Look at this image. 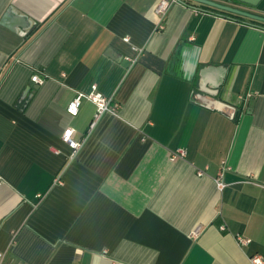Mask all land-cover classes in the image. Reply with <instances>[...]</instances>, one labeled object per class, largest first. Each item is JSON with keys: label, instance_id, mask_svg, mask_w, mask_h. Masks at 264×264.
Returning a JSON list of instances; mask_svg holds the SVG:
<instances>
[{"label": "crops", "instance_id": "0c3cea01", "mask_svg": "<svg viewBox=\"0 0 264 264\" xmlns=\"http://www.w3.org/2000/svg\"><path fill=\"white\" fill-rule=\"evenodd\" d=\"M158 1L0 0L5 264L264 255V26L191 0L159 26ZM92 85L116 104L95 120Z\"/></svg>", "mask_w": 264, "mask_h": 264}, {"label": "built area", "instance_id": "2783aa9c", "mask_svg": "<svg viewBox=\"0 0 264 264\" xmlns=\"http://www.w3.org/2000/svg\"><path fill=\"white\" fill-rule=\"evenodd\" d=\"M178 3L185 4V0H159L156 3L155 8H154V12L159 17V22H158L159 26H161V22L165 16L166 12L168 11L169 7L173 4H178ZM125 40H127V38H125ZM31 80H33L35 82H41L42 77H40L38 75H33L31 77ZM80 96L81 95H78L73 101H71L69 103V106H68L69 112L75 113L77 111V107H78L79 101H80ZM86 97L88 99H90L92 102H94L96 105V113L94 116V120L97 119L104 111L114 110L116 108V104L115 103L111 104L99 91H97L95 85L91 86V91L86 95ZM91 125H93V123H91ZM70 132H71V129L65 130V132L63 134V139L71 147H77L78 143H76L75 141H73L69 137ZM176 155L177 154H175L173 156H176ZM178 155H183V152L179 151ZM216 181H217V184L220 188H222L224 186L223 182L221 181V174L219 175V177H217ZM196 232L197 231H194V234ZM235 238H236L237 242L242 244V245H246L250 241V239H248L247 237H244L243 235H241L239 233L235 234ZM249 259H250L252 264H264V255H262V254L254 253L249 257ZM0 264H5L3 261V253L1 251H0Z\"/></svg>", "mask_w": 264, "mask_h": 264}, {"label": "water", "instance_id": "95a60500", "mask_svg": "<svg viewBox=\"0 0 264 264\" xmlns=\"http://www.w3.org/2000/svg\"><path fill=\"white\" fill-rule=\"evenodd\" d=\"M191 1L199 3V4L207 5L210 7H214V8L223 10V11H227V12H230L233 14L241 15V16H244V17L249 18V19L261 21L264 23V16H260V15L242 10V9L235 7V6H232V5L221 4V3L211 1V0H191ZM237 1L249 4L252 6H256L260 0H237ZM189 58H190L189 64H191V67H192V65L195 64V53L192 52ZM208 102L212 103L213 106L217 107L218 109H231L227 105L221 104L214 99H208ZM231 113L233 114L234 118H236L238 115L237 110L235 111V110L231 109Z\"/></svg>", "mask_w": 264, "mask_h": 264}, {"label": "trees", "instance_id": "16d2710c", "mask_svg": "<svg viewBox=\"0 0 264 264\" xmlns=\"http://www.w3.org/2000/svg\"><path fill=\"white\" fill-rule=\"evenodd\" d=\"M188 2H189V0H188ZM200 5H201V7L203 9L212 10L214 12H218V13H220L222 15H225V16H228V17H233V18L238 19V20H248V21H251V22H254V23H257L259 25L264 26V23L261 22V21L249 19V18H246L244 16L233 14V13H230V12H227V11H223V10H220V9H217V8H214V7H210V6H207V5H203V4H200Z\"/></svg>", "mask_w": 264, "mask_h": 264}]
</instances>
